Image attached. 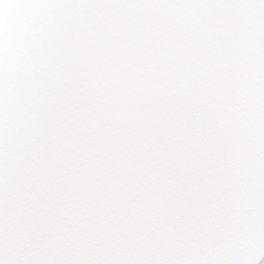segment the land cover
<instances>
[{"label": "snow or ice", "instance_id": "obj_1", "mask_svg": "<svg viewBox=\"0 0 264 264\" xmlns=\"http://www.w3.org/2000/svg\"><path fill=\"white\" fill-rule=\"evenodd\" d=\"M0 264H264V0H0Z\"/></svg>", "mask_w": 264, "mask_h": 264}]
</instances>
